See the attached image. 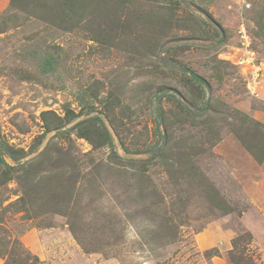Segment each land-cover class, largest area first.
<instances>
[{"label":"rangeland","instance_id":"1","mask_svg":"<svg viewBox=\"0 0 264 264\" xmlns=\"http://www.w3.org/2000/svg\"><path fill=\"white\" fill-rule=\"evenodd\" d=\"M244 44L264 57V0H0V175L16 168L0 249L15 240L39 264H264L239 217L264 206V102L250 93L264 83L247 82Z\"/></svg>","mask_w":264,"mask_h":264},{"label":"trees","instance_id":"2","mask_svg":"<svg viewBox=\"0 0 264 264\" xmlns=\"http://www.w3.org/2000/svg\"><path fill=\"white\" fill-rule=\"evenodd\" d=\"M43 17V18H42ZM41 18L47 20L49 23L56 25L57 27L63 28V29H67L69 30V28H66L62 23H65L64 20H60V17H58V19L56 18H49L48 16H43L41 14ZM48 123V122H47ZM53 125H56L55 127H50L49 124H47V132L52 130V129H59L60 127H57L59 124L55 121H53ZM78 136L80 138H85L87 139L91 144H93V146L95 148H99L102 147L104 145H107L110 143L111 137L109 134H107V137L103 139L102 137V142H96L90 135L88 132H84L81 131L78 133ZM103 136V135H102ZM70 154V151L66 150V151H58V154H56V160L58 158H65L67 155ZM55 160V159H54ZM66 167H68V164H65ZM75 170V167H73ZM16 172V168H9L7 171H3L2 174L0 175V186L4 185L5 183H7L8 181H10L13 177H14V173ZM25 173H23L22 176H19L18 181L19 183L23 186V188L28 189V186L30 185L33 191V181L35 180V177L29 175L28 177H26L24 175ZM28 191V190H26ZM225 211H227L228 213H233L234 210L231 207H227L224 208ZM63 213V212H60ZM241 216V214H239V217ZM74 223L71 222V228L73 229V233L76 234V230L74 231ZM250 235V239L252 238V235L249 233ZM11 243V250L7 251V249H3V247L0 249V256L4 255L6 262L5 264H39V259L36 256H33L29 253H25V252H20L19 250V243H17V241H11L8 240L7 244L9 245ZM21 247V246H20Z\"/></svg>","mask_w":264,"mask_h":264},{"label":"crops","instance_id":"3","mask_svg":"<svg viewBox=\"0 0 264 264\" xmlns=\"http://www.w3.org/2000/svg\"><path fill=\"white\" fill-rule=\"evenodd\" d=\"M262 63V83H264V57ZM259 92V100L264 102V85L263 88L257 90ZM248 114L252 113V116L259 118V110L253 109L250 106L246 109ZM261 113V112H260ZM240 220L245 228L252 233L254 240L264 246V206H251L247 210L243 211Z\"/></svg>","mask_w":264,"mask_h":264},{"label":"built area","instance_id":"4","mask_svg":"<svg viewBox=\"0 0 264 264\" xmlns=\"http://www.w3.org/2000/svg\"><path fill=\"white\" fill-rule=\"evenodd\" d=\"M242 34H245V31L242 30ZM243 38L246 40V37L243 36ZM245 48L243 50L242 58H240L239 63L240 64H249V65H254L256 66L254 68L253 73H251L249 76H247V82H250V84H256L258 81V78L262 74V63H263V58L259 57V53L256 51H253L249 49L248 45L244 44ZM250 93L256 97L259 98V92L254 90H251Z\"/></svg>","mask_w":264,"mask_h":264}]
</instances>
